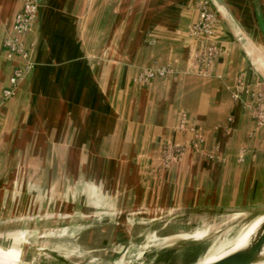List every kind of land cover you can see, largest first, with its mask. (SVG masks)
<instances>
[{
	"label": "crops",
	"instance_id": "0c3cea01",
	"mask_svg": "<svg viewBox=\"0 0 264 264\" xmlns=\"http://www.w3.org/2000/svg\"><path fill=\"white\" fill-rule=\"evenodd\" d=\"M24 1L0 0L2 38ZM204 1L44 0L26 36L34 68L7 101L2 92L18 61L0 46V235L104 207L128 224L139 217L182 225L183 237L193 233L187 251L199 258L206 243L192 239L208 233L189 226L230 219L242 223L240 233L259 215L264 137L251 134V112L232 92L239 77L249 85L260 78L221 14L222 51L209 75L193 73L191 53L201 43L190 28ZM225 2L264 50L253 0ZM156 64L175 72L150 85L134 80ZM183 110L204 136V153L188 151L165 168L162 146L194 136L177 128Z\"/></svg>",
	"mask_w": 264,
	"mask_h": 264
},
{
	"label": "rangeland",
	"instance_id": "374dc122",
	"mask_svg": "<svg viewBox=\"0 0 264 264\" xmlns=\"http://www.w3.org/2000/svg\"><path fill=\"white\" fill-rule=\"evenodd\" d=\"M261 18L264 22L263 11ZM255 20L259 25L257 13ZM261 51L264 57V50ZM103 208L78 211L72 217L62 212L55 216L59 223L54 225L50 222V216L32 221V225L29 223L21 231L0 235V239L7 245H10V236L21 239L23 246H18L24 256L33 254L37 257L33 264H189L202 260L214 245L231 244L243 226L241 222L233 223L230 219L220 225L212 223L210 219L201 225L189 226L188 230L197 227L212 235L205 241L206 252L201 249V257L198 258L196 252L187 251L185 245L193 233L183 237L185 232L181 231L184 228L182 225L171 222L163 228V223L139 217H134L132 223L128 224L122 218L114 219L112 215L104 213ZM119 227L122 229L120 232L117 231Z\"/></svg>",
	"mask_w": 264,
	"mask_h": 264
},
{
	"label": "built area",
	"instance_id": "2783aa9c",
	"mask_svg": "<svg viewBox=\"0 0 264 264\" xmlns=\"http://www.w3.org/2000/svg\"><path fill=\"white\" fill-rule=\"evenodd\" d=\"M39 13V0H25L22 8L16 13L13 21V32L2 38L0 34V46L9 60H17L12 74L9 77L8 85L3 89V101L12 98L21 82L34 68L32 51L34 43H27L26 36L33 29ZM219 19L210 3L205 0L200 5L199 19L190 28L191 37L201 43L200 47L191 53L192 70L197 75H209L211 69L222 51V46L215 41L217 36V25ZM175 69L171 65H152L144 67L134 79L142 85H150L155 79L174 74ZM248 94L253 101L245 99ZM232 96L236 102L243 104V107L251 112L254 120L252 135L264 137V82L257 79L253 85H249L243 77H239ZM184 132L192 133L193 139L187 144L176 145L165 143L162 146V161L165 168L173 162L182 158L188 151L203 155L202 143L204 136L199 129L189 120L187 111L181 112L180 121L177 127ZM214 151L209 154L212 157ZM246 150H240V160L244 159Z\"/></svg>",
	"mask_w": 264,
	"mask_h": 264
},
{
	"label": "water",
	"instance_id": "95a60500",
	"mask_svg": "<svg viewBox=\"0 0 264 264\" xmlns=\"http://www.w3.org/2000/svg\"><path fill=\"white\" fill-rule=\"evenodd\" d=\"M212 8L219 15H223L231 29L234 31L237 41L242 45L253 71L258 75V77L264 82V64L260 60V57L264 59L261 55L262 51L255 48L246 32L243 30L242 26L232 13L228 4L225 0H207ZM44 0H39V9L42 6ZM255 12L257 13L259 19V27L264 33V22L261 18L262 10L259 4V0H253ZM264 216V208L260 211L259 215L256 217ZM213 234V233H212ZM208 234L200 239H192V241H206L208 239ZM212 236V235H210ZM209 236V237H210ZM178 247V245L176 246ZM187 248V247H186ZM264 248V217L259 223L258 227L255 229L254 233L251 235L248 243L245 247L237 249L233 252H230L227 255L222 256L221 258L212 261L210 263H203L202 260L194 264H251L260 258V254Z\"/></svg>",
	"mask_w": 264,
	"mask_h": 264
},
{
	"label": "bare ground",
	"instance_id": "6f19581e",
	"mask_svg": "<svg viewBox=\"0 0 264 264\" xmlns=\"http://www.w3.org/2000/svg\"><path fill=\"white\" fill-rule=\"evenodd\" d=\"M260 60L263 61L264 64V59L260 57ZM263 217L264 216L252 218L228 246L224 243L212 246L209 253L206 254L201 262L210 263L230 252L245 247ZM8 239L10 240V245L5 244L4 240L1 241L0 239V264H33V262L36 261L37 257H34L33 254H31L30 257H27L28 255L24 256V253L20 249L21 247L18 246L20 244L23 246V241H21V239L16 240L12 236ZM251 264H264V248L260 254V258Z\"/></svg>",
	"mask_w": 264,
	"mask_h": 264
}]
</instances>
